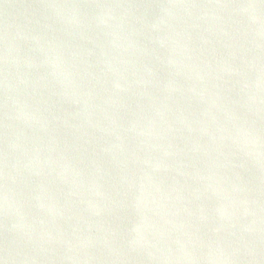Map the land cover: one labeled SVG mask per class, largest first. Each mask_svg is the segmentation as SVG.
<instances>
[{
    "label": "water",
    "instance_id": "obj_1",
    "mask_svg": "<svg viewBox=\"0 0 264 264\" xmlns=\"http://www.w3.org/2000/svg\"><path fill=\"white\" fill-rule=\"evenodd\" d=\"M0 264H264V0H0Z\"/></svg>",
    "mask_w": 264,
    "mask_h": 264
}]
</instances>
